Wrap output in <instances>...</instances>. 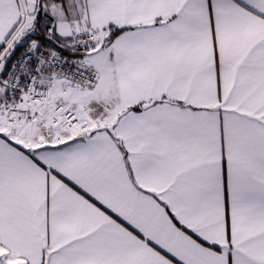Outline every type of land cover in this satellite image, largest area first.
I'll use <instances>...</instances> for the list:
<instances>
[{"label": "snow or ice", "instance_id": "obj_1", "mask_svg": "<svg viewBox=\"0 0 264 264\" xmlns=\"http://www.w3.org/2000/svg\"><path fill=\"white\" fill-rule=\"evenodd\" d=\"M0 264H264V0H0Z\"/></svg>", "mask_w": 264, "mask_h": 264}]
</instances>
